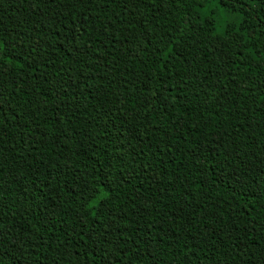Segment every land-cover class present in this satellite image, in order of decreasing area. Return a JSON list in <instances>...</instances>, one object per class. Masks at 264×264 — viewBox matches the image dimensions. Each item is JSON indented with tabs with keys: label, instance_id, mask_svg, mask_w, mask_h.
Listing matches in <instances>:
<instances>
[{
	"label": "trees",
	"instance_id": "obj_1",
	"mask_svg": "<svg viewBox=\"0 0 264 264\" xmlns=\"http://www.w3.org/2000/svg\"><path fill=\"white\" fill-rule=\"evenodd\" d=\"M0 264H264V0H0Z\"/></svg>",
	"mask_w": 264,
	"mask_h": 264
},
{
	"label": "rangeland",
	"instance_id": "obj_2",
	"mask_svg": "<svg viewBox=\"0 0 264 264\" xmlns=\"http://www.w3.org/2000/svg\"><path fill=\"white\" fill-rule=\"evenodd\" d=\"M231 16L229 14H226L223 12V10L219 9V14L217 16V21H218V28L217 31L219 33L222 32L223 27L225 24L231 19Z\"/></svg>",
	"mask_w": 264,
	"mask_h": 264
},
{
	"label": "snow or ice",
	"instance_id": "obj_3",
	"mask_svg": "<svg viewBox=\"0 0 264 264\" xmlns=\"http://www.w3.org/2000/svg\"><path fill=\"white\" fill-rule=\"evenodd\" d=\"M206 2H211V0H206ZM237 2H239V0H237ZM217 3H220V0H217ZM201 7H202V5H198V9ZM211 15H212V17H215V12L212 11Z\"/></svg>",
	"mask_w": 264,
	"mask_h": 264
}]
</instances>
